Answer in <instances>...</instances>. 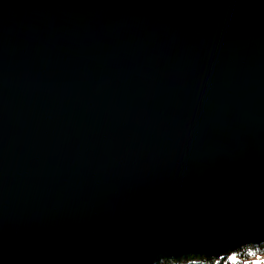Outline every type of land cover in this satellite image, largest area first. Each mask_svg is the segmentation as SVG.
I'll return each instance as SVG.
<instances>
[{
	"label": "water",
	"instance_id": "95a60500",
	"mask_svg": "<svg viewBox=\"0 0 264 264\" xmlns=\"http://www.w3.org/2000/svg\"><path fill=\"white\" fill-rule=\"evenodd\" d=\"M263 243L264 0H0V264Z\"/></svg>",
	"mask_w": 264,
	"mask_h": 264
},
{
	"label": "trees",
	"instance_id": "16d2710c",
	"mask_svg": "<svg viewBox=\"0 0 264 264\" xmlns=\"http://www.w3.org/2000/svg\"><path fill=\"white\" fill-rule=\"evenodd\" d=\"M231 255L236 257V264H241L245 260L255 258L259 255H264V243L260 245H248L241 247ZM189 261H194L195 264H233L229 257L223 259H215L203 255H186L173 258H166L155 264H189Z\"/></svg>",
	"mask_w": 264,
	"mask_h": 264
},
{
	"label": "rangeland",
	"instance_id": "374dc122",
	"mask_svg": "<svg viewBox=\"0 0 264 264\" xmlns=\"http://www.w3.org/2000/svg\"><path fill=\"white\" fill-rule=\"evenodd\" d=\"M231 256H233V255H230L228 257H231ZM255 260H264V255H259L255 258H250L249 260L243 261L241 264H253V261H255Z\"/></svg>",
	"mask_w": 264,
	"mask_h": 264
},
{
	"label": "snow or ice",
	"instance_id": "6c2138e0",
	"mask_svg": "<svg viewBox=\"0 0 264 264\" xmlns=\"http://www.w3.org/2000/svg\"><path fill=\"white\" fill-rule=\"evenodd\" d=\"M229 259L233 262V264H236V257L235 256H231V257H229ZM189 264H195V262L189 261ZM253 264H264V260H255V261H253Z\"/></svg>",
	"mask_w": 264,
	"mask_h": 264
},
{
	"label": "bare ground",
	"instance_id": "6f19581e",
	"mask_svg": "<svg viewBox=\"0 0 264 264\" xmlns=\"http://www.w3.org/2000/svg\"><path fill=\"white\" fill-rule=\"evenodd\" d=\"M164 260V259H163Z\"/></svg>",
	"mask_w": 264,
	"mask_h": 264
}]
</instances>
